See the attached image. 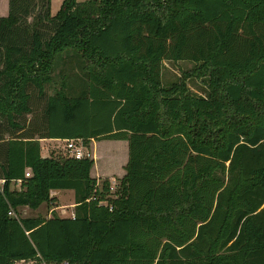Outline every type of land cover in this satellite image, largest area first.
<instances>
[{"label":"trees","instance_id":"trees-1","mask_svg":"<svg viewBox=\"0 0 264 264\" xmlns=\"http://www.w3.org/2000/svg\"><path fill=\"white\" fill-rule=\"evenodd\" d=\"M43 138L126 141L116 197ZM0 181V264H264V0H8Z\"/></svg>","mask_w":264,"mask_h":264},{"label":"rangeland","instance_id":"rangeland-1","mask_svg":"<svg viewBox=\"0 0 264 264\" xmlns=\"http://www.w3.org/2000/svg\"><path fill=\"white\" fill-rule=\"evenodd\" d=\"M62 0H50V12L55 14L58 10ZM81 1V0H79ZM31 19V17H29ZM192 66L189 61H179L177 63H171L169 61H164L162 78L163 81H171L176 79L182 69H187ZM187 84L194 92L201 93V82L200 79H189ZM55 87H58L56 84ZM54 88L46 87V94H52ZM44 99L33 98L31 101V106L34 109L39 110L43 106ZM30 115H27V119ZM102 149H100V156L95 155L92 152L93 141L89 143L88 149L94 154L93 160L97 159V163L93 166L92 174H100L99 178H96L97 183L101 186L103 180L108 179L109 183L114 185L115 188L120 182L121 177L125 174L124 165L127 161V142L124 140H101ZM44 147V153L51 156H69L68 151L65 148V143L62 141H51L45 140L42 143ZM97 156V157H96ZM95 162V161H94ZM105 171L106 174L101 176L100 170ZM13 188H19L18 183L12 184ZM55 196V202L42 204L39 208L31 210L27 208H20L18 214L21 217L25 216H36L40 215L43 217H49L52 215V210L60 217H70L74 212V192L72 190H60L52 194ZM14 264H27V263H14Z\"/></svg>","mask_w":264,"mask_h":264},{"label":"built area","instance_id":"built-area-1","mask_svg":"<svg viewBox=\"0 0 264 264\" xmlns=\"http://www.w3.org/2000/svg\"><path fill=\"white\" fill-rule=\"evenodd\" d=\"M63 141L65 142V148L68 151V154L70 157L75 158V159H81V158H93L94 154L91 153L88 149V146H86L83 142V140L81 138H71V139H63ZM30 170L26 169L25 170V177H29L30 176ZM20 181L18 180V183ZM98 188H100V186L98 185V183L96 184ZM115 186L112 184H109V198L113 199L116 197L115 195ZM100 204L103 205H107L108 202L107 200L101 202ZM109 210H112V205H109ZM9 214L13 215V213L9 212ZM71 217H73V214L71 215ZM15 263H27V264H33L34 261H17ZM38 264H51V263H47L44 260H40V262ZM61 264H67L66 262H63Z\"/></svg>","mask_w":264,"mask_h":264},{"label":"crops","instance_id":"crops-1","mask_svg":"<svg viewBox=\"0 0 264 264\" xmlns=\"http://www.w3.org/2000/svg\"><path fill=\"white\" fill-rule=\"evenodd\" d=\"M7 13H8V0H0V16H5ZM45 140H51V141L54 140V141H62V142H64L63 139H47V138L40 139L39 140V142H40V154H41L42 157L50 156V155H47L46 153H44V150L45 149L42 146V143ZM101 146H103V145H101V140H99V141L93 140L92 152H95V155H97V153H98V155L100 156L99 153H100V149H102ZM94 161L95 162H94L93 166L97 163V159L94 160ZM93 166H92V168H93ZM92 168H91V171H90L91 176L92 177L99 178V176H100L99 173L98 174L94 173V175L92 174V170H93ZM99 170H100L101 176L104 175V174H106V172L105 171H102L100 168H99ZM0 183H1V181H0ZM18 186H19V184H18ZM21 208L23 209V208H27V207H21Z\"/></svg>","mask_w":264,"mask_h":264},{"label":"water","instance_id":"water-1","mask_svg":"<svg viewBox=\"0 0 264 264\" xmlns=\"http://www.w3.org/2000/svg\"><path fill=\"white\" fill-rule=\"evenodd\" d=\"M57 191H53V192H51V194H54V193H56Z\"/></svg>","mask_w":264,"mask_h":264}]
</instances>
